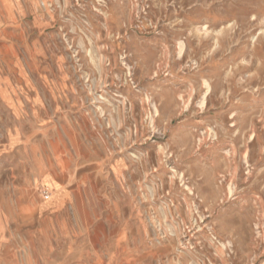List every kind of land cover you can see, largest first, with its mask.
<instances>
[{
	"label": "rangeland",
	"instance_id": "1",
	"mask_svg": "<svg viewBox=\"0 0 264 264\" xmlns=\"http://www.w3.org/2000/svg\"><path fill=\"white\" fill-rule=\"evenodd\" d=\"M0 264H264V0H0Z\"/></svg>",
	"mask_w": 264,
	"mask_h": 264
},
{
	"label": "bare ground",
	"instance_id": "2",
	"mask_svg": "<svg viewBox=\"0 0 264 264\" xmlns=\"http://www.w3.org/2000/svg\"><path fill=\"white\" fill-rule=\"evenodd\" d=\"M180 49H181V46H180Z\"/></svg>",
	"mask_w": 264,
	"mask_h": 264
}]
</instances>
